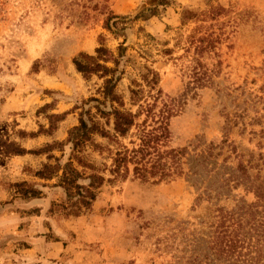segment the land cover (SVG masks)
I'll list each match as a JSON object with an SVG mask.
<instances>
[{
  "label": "rangeland",
  "instance_id": "obj_1",
  "mask_svg": "<svg viewBox=\"0 0 264 264\" xmlns=\"http://www.w3.org/2000/svg\"><path fill=\"white\" fill-rule=\"evenodd\" d=\"M169 1L149 18L128 23L125 45L127 55H136L139 64L160 75L157 109L164 108L170 123V145L188 146L193 153L195 145L200 152L213 142L211 169L230 172L242 163L251 180L263 182L264 0ZM148 2L0 0V264L215 262L211 247L221 211L257 201L245 184L218 194L207 189V180L196 185L183 175L144 182L130 171L125 180L102 186L90 209L67 214L60 206L64 190L53 186L56 179L34 175L48 161L47 154L9 153L3 145L30 150L65 140L102 84L95 75L86 80L73 57L97 55L103 39L116 58L124 37L105 27L107 17L133 18ZM187 9L199 17L184 21ZM212 10L213 18L201 19ZM194 33H212L216 39L200 58L211 76L203 86L191 77L197 56L187 49V39ZM142 49L148 53L141 56ZM100 62L115 65L112 59ZM137 72V67L127 68L119 92L128 95ZM62 113L64 119L50 134L30 135L41 126L49 128V115ZM65 149L64 160L69 146ZM184 167L187 171L188 164ZM20 181L36 183L43 195L18 196L12 184Z\"/></svg>",
  "mask_w": 264,
  "mask_h": 264
},
{
  "label": "trees",
  "instance_id": "obj_2",
  "mask_svg": "<svg viewBox=\"0 0 264 264\" xmlns=\"http://www.w3.org/2000/svg\"><path fill=\"white\" fill-rule=\"evenodd\" d=\"M148 3L149 6H145L133 18L113 14L107 17L105 27L116 37H124L117 47L116 58L109 54L103 39L97 55L79 52L73 57L76 70L86 80L95 75L102 79V84L96 96L88 99L93 104L81 111L79 123L68 130L65 140H55L39 149L30 150L18 148L12 143L3 145L9 153L47 154L48 161L35 170L34 175L42 180L56 179L53 186L64 190L65 200L60 206L67 214L90 209L102 186L119 179L125 180L130 171L133 177L144 182L158 183L183 175H187L196 185L207 180V189L216 190L218 194L245 184L247 189L256 194L257 201L243 202L231 211L221 209L219 230L211 247L215 262L206 264H264V181L258 183L251 180L248 169L242 163L230 172H227V167L223 171L211 169L215 165L212 158L216 145L213 142L200 152H196L199 145H195L193 153H190L188 146L172 147L170 123L163 115L164 108L157 109L161 94L160 75L147 64H139L136 55H127L125 29L128 23L149 18L157 12L158 5H167L170 1L149 0ZM214 15L215 10L202 13L201 19L213 18ZM182 17L186 21L199 16L187 9L183 11ZM187 42V49L193 48L197 56L194 58L196 64L192 66L193 83L206 85L211 76H208L200 58L215 47L216 39L212 33H194ZM141 51V56L148 53L144 49ZM101 59H112L115 65L107 66L100 62ZM129 66L137 67L138 72L130 79L128 95L125 96L119 92L118 84ZM48 118V129L41 126L37 133L30 135L50 134L57 126L56 121L64 119V113L51 114ZM126 139H129L128 143ZM66 146H69V152L64 160ZM54 150H59L61 155H54ZM95 154L101 159L98 160ZM185 164H188L187 171ZM212 171L215 172L211 178L209 174ZM12 187L23 199L43 195L36 183L20 181L12 184ZM196 264L203 263L199 261Z\"/></svg>",
  "mask_w": 264,
  "mask_h": 264
}]
</instances>
